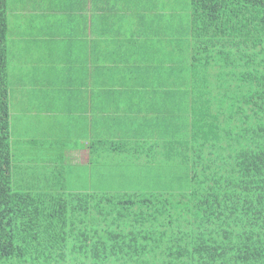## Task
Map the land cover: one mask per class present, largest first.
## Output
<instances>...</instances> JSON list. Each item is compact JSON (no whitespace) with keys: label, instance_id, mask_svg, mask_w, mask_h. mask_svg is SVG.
<instances>
[{"label":"trees","instance_id":"obj_1","mask_svg":"<svg viewBox=\"0 0 264 264\" xmlns=\"http://www.w3.org/2000/svg\"><path fill=\"white\" fill-rule=\"evenodd\" d=\"M187 23L171 36V81L183 86L172 97L186 99L171 125L181 135L146 140L133 157L156 164L148 191L71 190L61 167L57 184L37 187L34 162L19 177L13 160L0 0V264H264V0H190ZM173 165L190 188L168 189Z\"/></svg>","mask_w":264,"mask_h":264},{"label":"crops","instance_id":"obj_2","mask_svg":"<svg viewBox=\"0 0 264 264\" xmlns=\"http://www.w3.org/2000/svg\"><path fill=\"white\" fill-rule=\"evenodd\" d=\"M180 5L7 0L9 79L18 85L17 118L25 133L21 152L37 154L34 164L50 169L40 185L57 184L64 153L68 175L62 183L71 190L104 191L114 175L122 186L113 192L153 179L149 170L156 164L134 156L146 140L163 144L181 135L182 124L171 125L173 108L182 113L186 107L185 98L172 97L173 88L183 86L171 81V25L173 17H181L173 11ZM177 30L184 32L181 25ZM110 141L124 153L110 152L105 145ZM164 180L157 179L158 188Z\"/></svg>","mask_w":264,"mask_h":264},{"label":"rangeland","instance_id":"obj_3","mask_svg":"<svg viewBox=\"0 0 264 264\" xmlns=\"http://www.w3.org/2000/svg\"><path fill=\"white\" fill-rule=\"evenodd\" d=\"M181 5L180 7H176L175 9H173V11H180V19H175V17H173L172 19V31H175V29H178L179 26H183V30L186 29V26L188 25L187 23V8H188V16H189V12H190V0H178ZM176 0V3H179ZM179 5V4H178ZM12 59V58H11ZM17 84H14L12 81L10 83V88L14 89V91L11 92L12 94V98L13 101L12 103V109L16 115V120H15V130H13L12 127V135H11V142H12V151H13V160L14 162L17 164L18 166V176L20 177L21 172H22V167H25L26 165L31 164L34 162V157L37 156V154H31L30 151H28V153H23V151L21 152V150L24 148V143L21 142L19 139L21 136L25 135V133L21 134V129L19 127V122H18V115H19V104H18V93L15 92V89H17ZM19 105V106H18ZM63 150V148L61 149ZM33 157V160H30V158ZM37 159V158H35ZM26 165H24V164ZM22 165V166H21ZM61 172L62 175H68V173L65 170V164L61 163ZM177 165H173V168L170 169L168 167V169H166L164 172L166 174H168L167 176L170 177L169 175H171V185L168 186V189L170 190H180V189H188L190 188L191 184H186L185 178L183 177V179L180 178V174L178 173V171L176 170ZM26 171V170H24ZM23 171V172H24ZM48 171H50V169H47L45 166L40 165V164H34V167H32L31 169H29V175L30 176H36L39 177V180H42V178L48 176L46 173H48ZM17 172V171H16ZM110 173V171H108ZM112 172V171H111ZM181 172V170H180ZM183 176V175H182ZM17 178V183L14 184L13 182V186L16 189H21V186L19 184L20 180L17 176H15ZM170 180V179H169ZM19 184V185H18ZM164 184H166V186L169 184H167L166 179L164 180ZM33 185L35 186H40L39 183H34ZM67 188L69 187V185H65ZM120 186H122V181L119 180L118 177H114V176H109V178H107V180L104 183L103 188L105 190H116L118 189ZM132 188H141L144 189L143 187H140L139 184H133L131 185Z\"/></svg>","mask_w":264,"mask_h":264}]
</instances>
